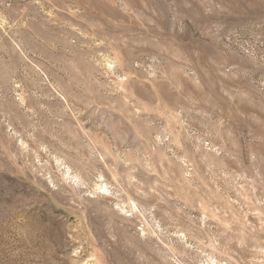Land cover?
Listing matches in <instances>:
<instances>
[{
  "label": "rangeland",
  "instance_id": "obj_1",
  "mask_svg": "<svg viewBox=\"0 0 264 264\" xmlns=\"http://www.w3.org/2000/svg\"><path fill=\"white\" fill-rule=\"evenodd\" d=\"M0 264H264V0H0Z\"/></svg>",
  "mask_w": 264,
  "mask_h": 264
}]
</instances>
